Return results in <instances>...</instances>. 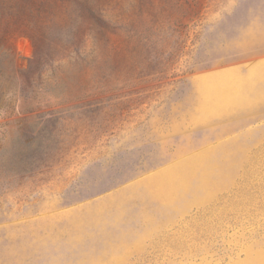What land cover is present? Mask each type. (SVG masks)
I'll return each instance as SVG.
<instances>
[{
    "label": "rangeland",
    "instance_id": "obj_1",
    "mask_svg": "<svg viewBox=\"0 0 264 264\" xmlns=\"http://www.w3.org/2000/svg\"><path fill=\"white\" fill-rule=\"evenodd\" d=\"M0 264H264V0H0Z\"/></svg>",
    "mask_w": 264,
    "mask_h": 264
},
{
    "label": "crops",
    "instance_id": "obj_2",
    "mask_svg": "<svg viewBox=\"0 0 264 264\" xmlns=\"http://www.w3.org/2000/svg\"><path fill=\"white\" fill-rule=\"evenodd\" d=\"M220 76V75H219ZM230 76V75H229ZM218 77V76H217ZM213 79V78H212ZM234 79H235V76H234V74H232L231 76H230V83H232L233 81H234ZM206 80V79H205ZM236 80V79H235ZM212 81V80H211Z\"/></svg>",
    "mask_w": 264,
    "mask_h": 264
}]
</instances>
